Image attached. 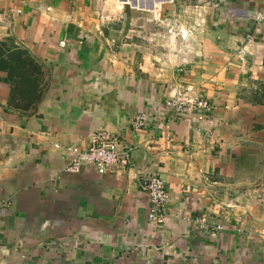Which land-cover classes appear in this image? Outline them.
Segmentation results:
<instances>
[{"label":"crops","instance_id":"crops-1","mask_svg":"<svg viewBox=\"0 0 264 264\" xmlns=\"http://www.w3.org/2000/svg\"><path fill=\"white\" fill-rule=\"evenodd\" d=\"M119 1L105 25L101 0H0V264H264V0ZM15 50L41 69L28 110L8 105ZM187 87L201 115L166 106ZM94 133L132 167L64 172Z\"/></svg>","mask_w":264,"mask_h":264},{"label":"built area","instance_id":"built-area-1","mask_svg":"<svg viewBox=\"0 0 264 264\" xmlns=\"http://www.w3.org/2000/svg\"><path fill=\"white\" fill-rule=\"evenodd\" d=\"M114 1L101 0L100 20L105 25L123 18L120 13L121 2L119 0ZM118 11L119 15L115 17L114 15ZM187 36L186 31H177L174 34V39L169 44L173 43L176 46L177 38L184 41ZM247 39L250 40L251 38L247 37ZM166 106L178 114L201 115L209 109L205 100L192 96L191 87H187L169 99ZM146 125L147 120L144 114H138L130 121V127L135 130L143 129ZM66 151L69 155V162L66 164L64 172L67 173L76 174L80 172L83 166H91L100 175L106 173L120 174L126 168L132 167L129 150H119L117 139L104 133L92 134L91 144L85 151L76 147H69ZM139 187L148 200V222L153 226H161L165 221L164 207L168 199L163 180L157 176L147 177L142 180ZM9 206V202L0 201V210ZM199 222L203 224L205 220L200 219ZM217 229H220V227L217 226Z\"/></svg>","mask_w":264,"mask_h":264},{"label":"trees","instance_id":"trees-1","mask_svg":"<svg viewBox=\"0 0 264 264\" xmlns=\"http://www.w3.org/2000/svg\"><path fill=\"white\" fill-rule=\"evenodd\" d=\"M8 60L11 66L9 77L12 85L8 105L28 110L40 98V66L22 50L12 51Z\"/></svg>","mask_w":264,"mask_h":264}]
</instances>
